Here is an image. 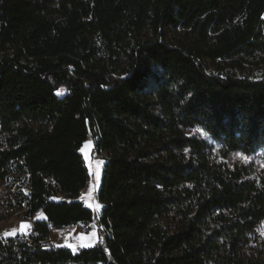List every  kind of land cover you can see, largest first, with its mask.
Returning a JSON list of instances; mask_svg holds the SVG:
<instances>
[{
    "label": "trees",
    "instance_id": "1",
    "mask_svg": "<svg viewBox=\"0 0 264 264\" xmlns=\"http://www.w3.org/2000/svg\"><path fill=\"white\" fill-rule=\"evenodd\" d=\"M263 146L264 0H0V219L33 223L0 264H264V168L228 163Z\"/></svg>",
    "mask_w": 264,
    "mask_h": 264
},
{
    "label": "rangeland",
    "instance_id": "2",
    "mask_svg": "<svg viewBox=\"0 0 264 264\" xmlns=\"http://www.w3.org/2000/svg\"><path fill=\"white\" fill-rule=\"evenodd\" d=\"M65 93V89L58 91L59 96H63ZM192 134L201 135L208 139V136H206L201 130H196L191 133V135ZM80 153L83 156L88 169L89 182L77 201L81 202L87 209L94 213L95 222L91 226H74L66 230L55 231L50 238L51 247L70 249L74 253H78L83 249L93 248L97 245H103V241L99 237V230L96 223L101 218L104 208V205L98 199V195L101 188L106 158L105 155L97 152L95 140L91 136L84 143ZM228 163L230 165L239 164L253 166L258 171H261L264 168V146L257 154L251 157H244L242 155L235 154L228 160ZM3 194L4 189L3 187H0V208ZM41 219H43V215L38 214L36 216V220ZM32 224V222L22 221L19 215H15L9 220L0 219V239L12 238L17 234L28 236ZM22 225L28 227L22 228ZM261 234L264 236V225L261 229Z\"/></svg>",
    "mask_w": 264,
    "mask_h": 264
},
{
    "label": "built area",
    "instance_id": "3",
    "mask_svg": "<svg viewBox=\"0 0 264 264\" xmlns=\"http://www.w3.org/2000/svg\"><path fill=\"white\" fill-rule=\"evenodd\" d=\"M24 237H25V235H23V234H17L15 237H13L14 239H17L18 241H21V240H23L24 239ZM5 244H8V238H6V240H5ZM50 246V245H49ZM0 260H1V258H0Z\"/></svg>",
    "mask_w": 264,
    "mask_h": 264
},
{
    "label": "snow or ice",
    "instance_id": "4",
    "mask_svg": "<svg viewBox=\"0 0 264 264\" xmlns=\"http://www.w3.org/2000/svg\"><path fill=\"white\" fill-rule=\"evenodd\" d=\"M21 227H22V228H25V227H28V226L22 225Z\"/></svg>",
    "mask_w": 264,
    "mask_h": 264
}]
</instances>
